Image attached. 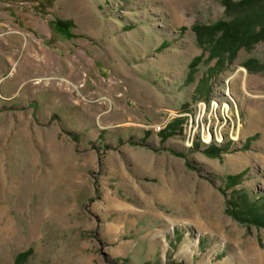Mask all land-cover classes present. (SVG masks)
I'll return each mask as SVG.
<instances>
[{"label":"rangeland","instance_id":"rangeland-1","mask_svg":"<svg viewBox=\"0 0 264 264\" xmlns=\"http://www.w3.org/2000/svg\"><path fill=\"white\" fill-rule=\"evenodd\" d=\"M241 1L0 0V264H264Z\"/></svg>","mask_w":264,"mask_h":264},{"label":"trees","instance_id":"trees-1","mask_svg":"<svg viewBox=\"0 0 264 264\" xmlns=\"http://www.w3.org/2000/svg\"><path fill=\"white\" fill-rule=\"evenodd\" d=\"M239 5L244 7H251L249 9L248 14L245 16V19L240 20L238 18L230 21V27H234L236 34L241 33L247 41L255 40L256 37H260L259 35L264 34V13H262L261 8L263 7L264 10V0H242ZM257 7L259 10L253 11V8ZM251 24V27H250ZM256 25V26H255ZM256 28V30H255ZM244 31H240V30ZM234 33V32H233ZM255 33V34H254ZM228 34L225 32L223 36L226 38ZM257 34V35H256ZM211 153V152H207ZM262 221L260 222L261 225L264 226V216L260 218Z\"/></svg>","mask_w":264,"mask_h":264},{"label":"bare ground","instance_id":"bare-ground-1","mask_svg":"<svg viewBox=\"0 0 264 264\" xmlns=\"http://www.w3.org/2000/svg\"><path fill=\"white\" fill-rule=\"evenodd\" d=\"M226 95H228V96H230V94H229V90H227V93H226ZM200 106V105H199ZM204 105L202 104V107H203ZM199 108V110H203L204 109V107L203 108ZM198 117V116H197ZM188 135H190V134H188ZM217 135V134H216ZM192 140V139H191ZM217 141V140H216ZM210 142V141H209ZM208 144V143H207Z\"/></svg>","mask_w":264,"mask_h":264},{"label":"built area","instance_id":"built-area-1","mask_svg":"<svg viewBox=\"0 0 264 264\" xmlns=\"http://www.w3.org/2000/svg\"><path fill=\"white\" fill-rule=\"evenodd\" d=\"M202 106H199V108H201Z\"/></svg>","mask_w":264,"mask_h":264}]
</instances>
